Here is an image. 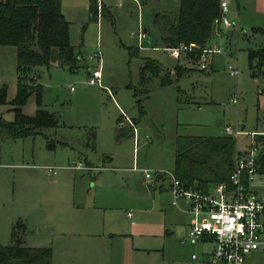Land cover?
<instances>
[{
	"label": "rangeland",
	"instance_id": "1",
	"mask_svg": "<svg viewBox=\"0 0 264 264\" xmlns=\"http://www.w3.org/2000/svg\"><path fill=\"white\" fill-rule=\"evenodd\" d=\"M227 1L233 12V18L228 15L234 30L229 42L227 36L222 38L221 47L225 53L232 54L237 74L230 75L225 70V60L221 55H214L212 69L202 71L195 67L177 80L171 78L169 84L160 86L158 77L152 74L140 83L138 70L142 58L155 60L162 69L175 64L162 49L159 30L152 19L154 14L164 13L172 19L178 0H149L138 7L132 0H97L96 20L89 17L88 0H60L61 12L68 22V41L79 52V61L72 69L59 65L29 67L28 81L40 86L39 105L32 93L22 112L33 115L41 108L54 113L58 118L56 138L46 136L54 140L51 150L45 149V139L40 134L1 141L0 217L17 211L29 213L32 218L40 211L45 213L48 194L61 192L64 186L65 190H71L72 177L78 182L82 176L81 182L87 189L88 171L74 167L79 162V151L85 152L94 165L101 163L114 173H122L121 164L102 162L103 156L123 154L128 161L126 166L172 171L171 153L177 133L224 135L223 126L237 127L244 133L235 138V147L242 150L249 142L246 133L263 131L264 74L249 75L246 49L264 47V0ZM142 28L146 33L140 42L142 47H138L136 34ZM209 43L214 44L215 39H210ZM96 51L101 57L100 86L86 81L89 72L97 66L93 57ZM162 69L161 73L165 74ZM3 86H6L9 101L17 87L16 48L12 45L0 47V88ZM102 86L109 88L110 94ZM232 95L237 97L234 103L230 101ZM136 98L142 113L135 103ZM121 113L129 120L137 118V123L134 137L116 140L113 130L118 117L122 119L120 127L130 134L128 122ZM0 116L13 120L14 113L8 103L0 104ZM89 130H94L93 149L84 146ZM45 167H51L54 175H47ZM55 177L59 183L46 181ZM169 201L168 195L161 194L126 208L138 211L135 212L137 220L147 226L142 229L150 234L138 235L137 245L148 251H138L134 264H192L190 248L186 242L180 243L184 224L181 222L182 231L171 233H167L171 231L170 226L163 224V211L171 221L179 220L169 214L172 210ZM45 228L43 225L42 233ZM8 243L10 232L3 235L0 229V244ZM208 247L196 245L194 251L200 257L201 250ZM76 256L61 262L57 260L55 264H85ZM246 260L264 264V254L251 251Z\"/></svg>",
	"mask_w": 264,
	"mask_h": 264
},
{
	"label": "trees",
	"instance_id": "2",
	"mask_svg": "<svg viewBox=\"0 0 264 264\" xmlns=\"http://www.w3.org/2000/svg\"><path fill=\"white\" fill-rule=\"evenodd\" d=\"M217 2L178 0L172 19L166 13L154 14L152 20L159 30L160 43L163 46H175L180 42L205 45L211 33L212 20L217 15ZM87 10L89 17L96 20L97 0H88ZM67 25L60 10V0H0V46L12 45L16 48L17 72L16 94L11 100L7 101L6 86L0 88V104L8 103L14 113L11 121L0 116V143L5 139L34 137L40 134L41 129L56 127L57 117L54 113L37 108L33 115H26L22 107L32 93L39 105L40 86L26 77L30 66L76 67L79 52L68 41ZM246 60L250 76L264 74V47L247 50ZM144 72L152 75L158 73L153 60L143 59L139 70L140 83L145 81ZM175 73L178 75L177 70ZM169 83L167 76L160 80V85ZM132 93L136 97L137 92L134 90ZM135 103L140 105L138 98ZM138 109L139 113L143 112L140 106ZM120 130L117 125L114 134L116 140L127 134ZM43 137L45 148L53 149L54 140ZM260 140L262 150L256 158V164L258 172L264 176V139ZM173 148L172 172L182 182L205 189L212 182L228 180L236 153L233 138L226 135H176ZM26 231L23 222L16 221L13 224L11 243L0 245V264L51 263L49 246L32 247L24 244L22 235Z\"/></svg>",
	"mask_w": 264,
	"mask_h": 264
},
{
	"label": "crops",
	"instance_id": "3",
	"mask_svg": "<svg viewBox=\"0 0 264 264\" xmlns=\"http://www.w3.org/2000/svg\"><path fill=\"white\" fill-rule=\"evenodd\" d=\"M132 1L137 4V7L149 3V0ZM232 13L233 12L230 11V15L233 18ZM141 30L146 33L145 28H142ZM233 30L234 27L226 31L225 37L227 36L228 42ZM147 43L148 42H146V44ZM249 49L255 48H247L246 51ZM143 59L144 58L141 60V65ZM171 59L175 61V64L169 69H162L155 62V60H153L154 64L158 67V73L155 75L158 77L157 80L159 85L161 80L160 77H163L164 75H166L170 80L171 78L177 80L195 68L191 56L181 55L178 59ZM223 60L225 59L223 58ZM213 65L214 63L212 57L210 69L213 68ZM161 69L164 70L165 74L161 73ZM176 70L178 71V75L175 73ZM148 74L150 73L144 72L143 76L145 80L149 77ZM130 120L134 127L137 123V118L135 119L132 117ZM128 126L130 134H128L125 128L118 126L121 129L120 131L123 130L127 132V134L122 135L120 138L128 136L133 137L131 126L129 124ZM57 127L58 124L53 128L41 129L40 135L51 138L53 136L56 138L55 128ZM43 130H46L47 132L44 133ZM113 131L115 134L116 119ZM254 132H257L255 138H258L257 136L260 135L258 139H264V130H254ZM86 134L87 138L85 139L84 146L89 149H93L94 130H89ZM176 135L191 134L177 133ZM171 154L173 166L174 148ZM77 156V159L79 162H82L80 163L84 167L75 169L88 171L87 183H90L88 188L86 189V185L82 184V176L79 177L80 179H78V182H76L73 177L70 178L73 182L71 190H65L64 186L61 192L57 191L56 193L48 194V197L46 198L48 204L46 205L47 210L45 213L44 211H40L38 214L34 215V218H32L29 213H23L22 211L6 212L3 214L2 217H0L1 233L5 235L10 232L11 243V228L13 224L16 221L23 222L27 228V231L22 235L24 244L32 247L49 246L51 249L50 264H55L57 260L60 262L62 260H68L74 254L77 255L76 258L82 260L85 264H134V259L138 256V251H148L140 247V245H137L140 241L137 238L138 235H142L144 232L146 233L143 235L149 236L150 234H147L148 231L142 229L147 228V226L142 225L141 222L137 220L138 217L135 215V212L137 213L138 211H131L126 208L135 207L138 204L137 202L147 199L152 200L154 197L161 194L168 195L169 199L170 197L166 189L167 181L156 180L151 185L146 184L141 173L138 170L132 169L133 165L131 167L126 166L128 161H125L126 156L123 154L116 155V158L114 155H105L101 160L102 162L107 161L109 163L115 162L117 164H121L119 171L122 173L111 172V168L109 169L108 166H103L101 163L94 165L88 159V155L85 154V152L82 153L79 151ZM91 171L92 173H90ZM131 171H135L136 173H130ZM45 173L47 175H54V172L47 173L45 171ZM46 181L50 184L60 182L56 177L54 179L49 178V180ZM83 181L86 184V180ZM154 192L156 193L153 194ZM170 206L172 210L169 214L173 217H177L179 220L171 221L168 215L163 211V224H165V226H170L171 231L168 230L167 233H171L178 229L182 231V222L184 224V234L180 243L184 244L185 242H183V238L188 224V214L183 209L182 204H179L177 207L172 205ZM43 225L46 227L44 233L41 232ZM10 243H8V245ZM142 244L144 245V241ZM185 244L190 248V254L195 253L194 248L196 245L202 246L201 244L190 245L187 242ZM252 251H259L261 254H264L261 250ZM250 252L251 251L247 252L244 256V264H253L252 262L246 260V256ZM190 254L189 259L192 261V264H206L203 262L201 255L200 257L196 255L195 259H191Z\"/></svg>",
	"mask_w": 264,
	"mask_h": 264
},
{
	"label": "built area",
	"instance_id": "4",
	"mask_svg": "<svg viewBox=\"0 0 264 264\" xmlns=\"http://www.w3.org/2000/svg\"><path fill=\"white\" fill-rule=\"evenodd\" d=\"M98 12V11H97ZM227 0H218L217 15L211 24V33L207 43L199 46L193 42L178 43L175 46H164L169 57L178 59L182 56H191L193 64L199 70L206 71L211 67L212 57L215 54L225 59V70L230 75L237 74V67L231 53H225L221 47L222 38L226 31L234 27ZM138 47H142L141 40L145 33L138 29ZM214 38L215 43L209 40ZM97 66L87 75V84L100 86L101 57L99 51L93 53ZM102 89L110 94L109 88ZM232 103L237 97L232 95ZM121 116L131 126L134 137V127L131 120ZM122 122L119 118L117 125ZM226 136L237 138L244 132L237 127L223 126ZM249 142L242 150L236 147L231 172L227 181L212 182L205 189L188 185L176 178L169 170H150L135 168L144 182L151 185L156 180L167 181L166 189L170 197V205H183L188 214V224L183 242L190 245L201 244L209 246L203 249L201 256L206 264H244V256L252 250L264 252V176L258 172L256 158L262 150L261 140L255 138L257 132H249ZM75 168L84 166L77 162ZM47 173H52L51 167H45ZM196 258L195 253L190 254Z\"/></svg>",
	"mask_w": 264,
	"mask_h": 264
}]
</instances>
